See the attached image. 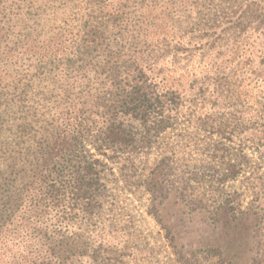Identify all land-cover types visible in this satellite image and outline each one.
<instances>
[{
  "label": "rangeland",
  "instance_id": "1",
  "mask_svg": "<svg viewBox=\"0 0 264 264\" xmlns=\"http://www.w3.org/2000/svg\"><path fill=\"white\" fill-rule=\"evenodd\" d=\"M174 2L166 11L154 8L162 26L144 25L154 32L131 45L136 62L125 55L111 62L126 64L134 75L143 71V84L167 94L146 124L129 120L139 140L133 164L127 153L102 147L109 158L96 157L103 161L97 169L105 204L77 202L69 233L76 239H23L24 253L38 257L46 254L44 243L72 242L76 264H264V28L247 33L261 42L259 56L247 51L246 58L255 59L236 64L219 46L227 40L222 26L202 39L197 28L201 22L214 27L216 13L220 23L229 19L230 12L220 10L226 5L198 13L192 3ZM260 7L264 13V0ZM258 14L255 23L262 24ZM61 93L44 89L36 100L44 96L61 109Z\"/></svg>",
  "mask_w": 264,
  "mask_h": 264
},
{
  "label": "trees",
  "instance_id": "2",
  "mask_svg": "<svg viewBox=\"0 0 264 264\" xmlns=\"http://www.w3.org/2000/svg\"><path fill=\"white\" fill-rule=\"evenodd\" d=\"M45 1L0 0V264H76L72 242L44 243L46 254L35 257L24 253L29 245L23 239H76L69 233L77 202L105 204L102 169H97L103 161L96 155L109 158L103 147L127 153L133 164L139 140L129 120L146 124L149 110L162 109L167 95L143 84V71L134 75L126 64L111 62L121 55L136 62L131 45L137 36L151 38L154 30L144 25L162 26L160 17L151 15L154 8L166 11L174 0H49L50 6ZM181 1L198 13L226 5L221 14L228 10L230 17L223 23L216 13L214 27L197 24L204 30L200 39L222 26L227 40L219 46L236 64L259 56L261 42H251L249 34L264 28L254 15L264 14L262 0ZM44 26L51 34L43 33ZM247 51L255 57L246 58ZM55 87L62 90L58 97L65 95L63 108L44 96L37 102L44 89Z\"/></svg>",
  "mask_w": 264,
  "mask_h": 264
}]
</instances>
